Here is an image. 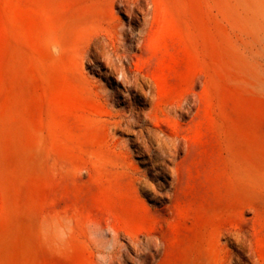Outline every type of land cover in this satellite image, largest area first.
Here are the masks:
<instances>
[{"label":"rangeland","instance_id":"rangeland-1","mask_svg":"<svg viewBox=\"0 0 264 264\" xmlns=\"http://www.w3.org/2000/svg\"><path fill=\"white\" fill-rule=\"evenodd\" d=\"M0 264H264V0H0Z\"/></svg>","mask_w":264,"mask_h":264}]
</instances>
